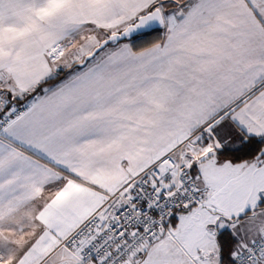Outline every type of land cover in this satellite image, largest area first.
Segmentation results:
<instances>
[{"label": "snow or ice", "instance_id": "6c2138e0", "mask_svg": "<svg viewBox=\"0 0 264 264\" xmlns=\"http://www.w3.org/2000/svg\"><path fill=\"white\" fill-rule=\"evenodd\" d=\"M0 264H264V0H0Z\"/></svg>", "mask_w": 264, "mask_h": 264}]
</instances>
